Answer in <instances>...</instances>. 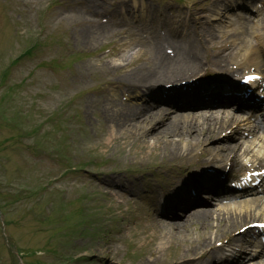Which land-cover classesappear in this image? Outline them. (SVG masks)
<instances>
[{
  "label": "rangeland",
  "instance_id": "obj_1",
  "mask_svg": "<svg viewBox=\"0 0 264 264\" xmlns=\"http://www.w3.org/2000/svg\"><path fill=\"white\" fill-rule=\"evenodd\" d=\"M5 1L0 0V122L13 127L0 129V207L9 243L4 246L0 221V264H199L200 243L218 238L216 246L225 230L205 229L207 221L176 228L163 223L164 215L153 221L155 203L133 197L139 194L135 190L121 196L107 187L111 177L124 184L134 181L131 174L161 172L165 177L179 170L177 163L187 166L194 155H187L184 142L197 132L159 135L161 125L148 129L145 117L118 127L109 120L125 104L139 107L128 84L150 68L145 51L154 35L140 55L134 47L143 44V24L182 23L190 34L213 32V43H197L199 58L205 62L212 53L214 67L220 68L221 58L230 54L225 72L217 68L212 73L237 80L243 70L232 56L240 57L241 51L238 36L231 35L234 17L227 7H238L241 0H179L174 9L168 7L171 0ZM249 1L247 6L258 7L263 17L256 0ZM5 7L8 13L2 17ZM260 26L264 37V23ZM163 31L175 41L185 40L168 27ZM53 37L50 49L24 57L10 71L25 46ZM221 41L226 47L219 50ZM134 48L137 53L131 56ZM52 58L60 59L57 67L45 65ZM4 72L7 78H1ZM180 136L185 141L178 142ZM211 136L204 147L217 148L220 138ZM254 157L236 151L239 163L251 164ZM41 187L40 195L29 199ZM12 250L19 255L14 257Z\"/></svg>",
  "mask_w": 264,
  "mask_h": 264
},
{
  "label": "bare ground",
  "instance_id": "obj_2",
  "mask_svg": "<svg viewBox=\"0 0 264 264\" xmlns=\"http://www.w3.org/2000/svg\"><path fill=\"white\" fill-rule=\"evenodd\" d=\"M141 10L143 11V13H146V15L148 16V14H149L148 10L145 7H142ZM203 36H202V38H204ZM197 37L198 36H196L195 38H197ZM205 37H207L209 39V41L213 38L210 33L206 34ZM239 40L241 41L239 43L241 46L240 49L242 48V51H241L242 56L239 60H243V62H244V64H241L242 66L245 67L246 63H249V64L254 63L256 60V56L258 54H259V57L264 58V54H262V52H260L261 49H260L259 45L249 46V48L247 49L245 47V44H244L245 39L239 38ZM158 41H155V43L153 44V47L147 48V49H149L148 52L145 51L147 54V57H148V59H150V61H152L154 63L153 68H154L155 72H156V70H159V71L161 70L159 72L158 76H163V74H165L163 76L164 78L168 77V76H175L174 71L178 70L177 68L180 67V64H174V63L165 64L166 62H168V57H166V55L163 52L162 44L166 40L165 39H163V40L159 39ZM187 49H189V47H187V46L182 48L181 51L183 53H182L181 58H185V56L190 52V51H186ZM133 54L134 53H132L131 56H133ZM193 56H194V54L191 55V57H193ZM224 57L221 58L222 61H220V62H221V64H223V66H221L220 68H226L227 67L226 62H227V59L229 57L231 58V55L228 54L227 56H224ZM234 58H235V56H234ZM188 67H189V65H186L182 69L188 70ZM188 72H190V70ZM188 72L185 71L183 74H186ZM147 75H149V74H147ZM151 76L152 75L150 74L147 78L151 79ZM116 112H119V113L118 114L114 113L109 120V122H111L112 127L121 126V124L125 123L127 120L133 119L134 117H137V115L134 116L133 110L127 105L123 106L121 111H116ZM151 114H152V116H150V119H149V124H151V125L148 128L149 129H155L158 126V123H161L163 125V127L160 128V131H158L159 135H162V134L164 135L166 133L167 134H169V133L173 134L174 133L175 135H178V134H180L179 132H182L185 130L190 131L193 128H198V130L196 129L197 135L195 136V139L190 138L191 142H184L185 143L184 144V148H185L184 150H186L187 154H189L190 152H194L192 150H196L197 146L199 147L206 140L211 139V135L215 134L214 132L220 133V132L225 131L227 128L231 127V123L229 120H218L217 118H211L209 120L200 119L199 122H201V123H199L196 120L189 121L188 119H184V118L175 119V120L170 121L168 123H164L163 119H165L166 114H164L163 112H159V113L156 112V113H151ZM144 116H145V119L147 117H149L148 115L143 114L141 118H143ZM141 118H139L138 121ZM198 124H201V125H198ZM204 130H206L207 131L206 133H209V134H203ZM181 139L182 138L180 136L177 141L178 142L179 141H181V142L185 141V140H181ZM220 149H221L220 151H224L222 148H220ZM234 149H235V147H234ZM200 152H201V156H203L208 152H213V150L211 148L200 147ZM227 153H228L227 155H229V157L233 160L234 150H231ZM213 157H214L213 161L218 162L224 156L220 152L219 154L218 153L216 155L214 154ZM109 180H112V179L109 178ZM107 186L116 187L120 190L122 189L121 186H116L113 181H111L110 185L107 184ZM124 189H126V188H124ZM185 206L181 207V209L185 208ZM259 207L263 208V209H261L263 212L264 211V203H262L261 201L253 202V203L246 204V205L243 204L242 206L233 205L231 207H226V208H224V210L225 209H232V210H229L227 212H221L220 211L218 213L213 214V213L207 211V212H203L199 215H196L194 217L186 218L184 221H182L181 224L175 225V227L176 228H185L192 221H198V222L207 221L208 225L205 226V229L213 230L212 228L215 227L216 230L218 231L221 228V230L223 229V230H225V233L229 234V233H232L234 231V229H237L239 225L245 224L247 221H249L252 218V216L256 214V212H254L255 211L254 209H257ZM201 211L202 210H199V212H201ZM212 221H216L215 225ZM228 239L234 240L233 238H228ZM207 246H208V244L206 245V247ZM212 263H214V261H206L205 264H212Z\"/></svg>",
  "mask_w": 264,
  "mask_h": 264
}]
</instances>
